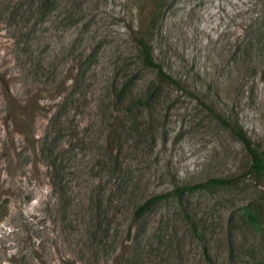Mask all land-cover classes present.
<instances>
[{
	"label": "rangeland",
	"instance_id": "rangeland-1",
	"mask_svg": "<svg viewBox=\"0 0 264 264\" xmlns=\"http://www.w3.org/2000/svg\"><path fill=\"white\" fill-rule=\"evenodd\" d=\"M211 106L264 149V0H0V264H264V183Z\"/></svg>",
	"mask_w": 264,
	"mask_h": 264
},
{
	"label": "trees",
	"instance_id": "trees-1",
	"mask_svg": "<svg viewBox=\"0 0 264 264\" xmlns=\"http://www.w3.org/2000/svg\"><path fill=\"white\" fill-rule=\"evenodd\" d=\"M51 2V0H49ZM139 47H140V54H141V61L143 66L146 69H153L156 71L157 77L160 81V84H175L179 86V82H176L172 76H170L164 68L157 64L152 55V50L150 46L145 43L144 41L140 40L139 41ZM130 83L126 82L122 87L121 90L119 91V95L117 98L121 99L126 91L127 88L130 87ZM148 98L147 101H151L155 96H156V90L152 89L151 91H148ZM203 105H205L204 102H202ZM214 107L211 106V112L215 115V117L220 121L221 125H223L226 129H229L234 136H236L245 146L247 149L249 156L251 158V168L250 171L252 174L257 176V178L260 181H263L264 183V149H257L254 147V144L251 140V138L248 136L247 132L243 130V127L241 124L235 120L232 116L221 114L219 112H216ZM48 151V157H49V162L48 166L51 167L52 173L55 176V180L58 181V185L56 182L53 184L52 188L55 190L60 191L59 185L62 182L61 176H59V172L62 170L59 167V164L57 163V158H56V148L50 145V147L47 149ZM45 152V150H43ZM229 180L225 179H213L207 182L206 184H200V185H182V186H177L174 193H176L177 196H182L186 192L197 190V189H204L208 185H226L229 184ZM165 197L164 196H155L151 200L147 201L143 206H141L138 210V214H141L147 207L151 206L152 204H155L157 202H161ZM263 199H264V192H263ZM244 216L251 222V224L256 225V226H261L264 228V212L259 211L258 209H247L245 212Z\"/></svg>",
	"mask_w": 264,
	"mask_h": 264
}]
</instances>
